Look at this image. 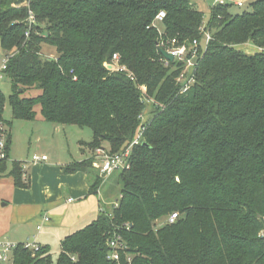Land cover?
Masks as SVG:
<instances>
[{
	"label": "trees",
	"instance_id": "1",
	"mask_svg": "<svg viewBox=\"0 0 264 264\" xmlns=\"http://www.w3.org/2000/svg\"><path fill=\"white\" fill-rule=\"evenodd\" d=\"M250 1L240 15L233 2L214 5L205 22L192 0H0V45L12 56L0 125L8 102L14 120L33 122L39 109L46 122L89 128L92 142L82 144L92 157L64 172L93 175L90 194L106 180L95 151L124 152L147 112L130 168L113 174L119 200L61 242L56 264H264V52L238 49H264V0ZM206 33L195 84L181 94L183 64L165 59L161 44L203 43ZM114 55L134 80L107 69ZM10 145L8 130V158ZM22 166L12 162L9 175L24 188ZM174 213V224L158 227ZM114 236L119 261L110 259ZM13 264H53L51 248L20 245Z\"/></svg>",
	"mask_w": 264,
	"mask_h": 264
},
{
	"label": "crops",
	"instance_id": "2",
	"mask_svg": "<svg viewBox=\"0 0 264 264\" xmlns=\"http://www.w3.org/2000/svg\"><path fill=\"white\" fill-rule=\"evenodd\" d=\"M10 157L9 151V160ZM49 157L37 164L29 163L30 169L22 166L26 187L14 185L12 205L6 204L11 207L7 225H0V241L33 242L50 248L53 241H60L61 245L66 237L96 220L102 208L112 204L106 202L101 189L98 194H90L93 175L66 174L64 168L69 162L55 164ZM91 157L90 153L84 160ZM3 264H13V260Z\"/></svg>",
	"mask_w": 264,
	"mask_h": 264
},
{
	"label": "rangeland",
	"instance_id": "3",
	"mask_svg": "<svg viewBox=\"0 0 264 264\" xmlns=\"http://www.w3.org/2000/svg\"><path fill=\"white\" fill-rule=\"evenodd\" d=\"M198 6V9L204 13V21L207 22L210 19L211 9L215 5L216 0H192ZM229 2L232 0H228ZM242 1L243 6L239 7L235 5L232 7L233 14H243L244 12H251L250 0H235ZM161 30V25H159ZM248 54L256 52L254 46L248 44L238 48ZM43 54L45 57L56 58L55 49L44 46ZM6 54L0 45V64ZM0 91L6 98L11 95V83L8 79H5L0 84ZM39 92H28L23 97H36ZM4 120L6 126L11 134L10 145V160L7 163V171L0 177V225H7L8 217L11 212V207L7 206V203L12 205L14 182L9 175L12 167V162H23V165L28 169L29 163H32L33 156H51L55 164H73L84 160L90 155V152L82 143H91L93 139L92 131L89 128H79L77 126H59L46 122L38 109V116L35 121H21L14 120L12 117L11 106L7 102L5 104ZM50 158V157H49ZM48 160V159H47ZM116 176L112 177L109 181L105 180L101 190L105 196L106 202L116 203L120 198L121 186L116 183ZM111 204V205H112ZM110 205V206H111ZM110 206H107L109 208ZM111 208V207H110ZM164 219L157 221L158 224H162ZM33 242H31L32 244ZM51 251L53 257V264H56L60 254V241H53L51 243Z\"/></svg>",
	"mask_w": 264,
	"mask_h": 264
},
{
	"label": "built area",
	"instance_id": "4",
	"mask_svg": "<svg viewBox=\"0 0 264 264\" xmlns=\"http://www.w3.org/2000/svg\"><path fill=\"white\" fill-rule=\"evenodd\" d=\"M235 5L239 7L243 6L242 1L232 0ZM228 0H216L215 5H226L230 3ZM166 14L164 12H160L155 19V22L161 23L165 19ZM30 21L33 22V15L30 17ZM212 40L210 34L205 35V41L200 43L198 40H195L190 46L188 45H180L176 39L169 41L166 45L164 43L161 44L162 49L168 52L174 57V62H178L183 64V70L178 76L177 84L180 86V93L186 94L188 93L193 85L195 84V71L197 67L198 61L203 57L205 51L207 50V46L209 42ZM256 49V52H264V49ZM11 55H6L3 61L0 64V84L5 80V71L7 69L8 63L11 59ZM118 56H113V63L106 65L107 69L111 67V71H117L120 73H127L128 77L131 80H134V76L132 73L128 72L126 67L119 66L117 64ZM143 93H146V89L142 88ZM148 101V100H146ZM149 104H152L153 101H148ZM147 112L144 111L143 114L139 116L141 120V127L139 128L138 134L134 142L127 148L124 152L118 153L115 155L109 154L107 151L103 149H97L95 151L96 161L94 167L99 171L100 175L107 179L111 175L116 172L125 171L130 168V158L132 154V149L135 145H139L141 143L142 135L145 131V121H146ZM7 140H8V129L5 125H0V163L9 160L8 152H7ZM46 156H33L32 163L37 164L42 161H46ZM71 201V200H70ZM116 207L117 204H116ZM179 218L178 213L172 214L170 217L166 218L162 224H158V227H162L166 224L172 225ZM48 220V219H46ZM109 247L111 248L110 259L113 261L120 260V250L124 248L121 244V238L119 236H114L108 241ZM22 245L25 249L29 250H38L39 245L36 243H24L17 244L12 243L7 240L0 241V264L7 263L13 260V254L15 250Z\"/></svg>",
	"mask_w": 264,
	"mask_h": 264
},
{
	"label": "water",
	"instance_id": "5",
	"mask_svg": "<svg viewBox=\"0 0 264 264\" xmlns=\"http://www.w3.org/2000/svg\"><path fill=\"white\" fill-rule=\"evenodd\" d=\"M161 54H162V55L164 56V58L167 59L168 61H170V62H173V61H174V57H173L171 54H169L168 52L162 50V51H161ZM109 70H111V67H109Z\"/></svg>",
	"mask_w": 264,
	"mask_h": 264
}]
</instances>
